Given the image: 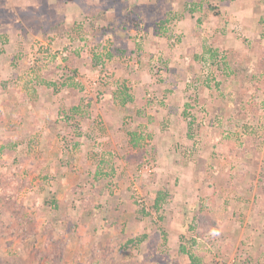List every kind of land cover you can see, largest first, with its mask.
I'll list each match as a JSON object with an SVG mask.
<instances>
[{"label": "rangeland", "instance_id": "374dc122", "mask_svg": "<svg viewBox=\"0 0 264 264\" xmlns=\"http://www.w3.org/2000/svg\"><path fill=\"white\" fill-rule=\"evenodd\" d=\"M3 144L0 264H264V0H0Z\"/></svg>", "mask_w": 264, "mask_h": 264}, {"label": "trees", "instance_id": "16d2710c", "mask_svg": "<svg viewBox=\"0 0 264 264\" xmlns=\"http://www.w3.org/2000/svg\"><path fill=\"white\" fill-rule=\"evenodd\" d=\"M165 22L166 21H164V22H161V25H165ZM128 98L129 99H132L131 98V96H129L128 95ZM76 109V108H75ZM11 144L13 145V146H16V144L13 142H11ZM8 144H3V145H1L0 146V152H3V151H5L6 150V146H7ZM162 199V196H158V198L156 199V202H155V208L157 209V210H159L160 209V200ZM187 253H188V256H189V259H190V263L191 264H200V262H199V259H198V257L197 256H195L194 255V253H192V252H189V251H186Z\"/></svg>", "mask_w": 264, "mask_h": 264}]
</instances>
